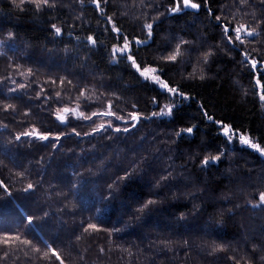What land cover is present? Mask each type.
Masks as SVG:
<instances>
[{
  "label": "trees",
  "instance_id": "1",
  "mask_svg": "<svg viewBox=\"0 0 264 264\" xmlns=\"http://www.w3.org/2000/svg\"><path fill=\"white\" fill-rule=\"evenodd\" d=\"M194 2L171 13L173 0H102L103 12L91 0H0V264H60L49 246L64 264H264V159L220 133L227 124L264 147V74L243 62L245 51L264 62V3ZM240 23L257 35L229 44L223 26ZM124 37L186 98L170 117L152 115L169 98L128 54L113 58ZM182 40V55L162 58ZM109 104L123 120L79 116ZM66 107L77 111L61 123ZM33 129L49 139L21 135Z\"/></svg>",
  "mask_w": 264,
  "mask_h": 264
},
{
  "label": "snow or ice",
  "instance_id": "2",
  "mask_svg": "<svg viewBox=\"0 0 264 264\" xmlns=\"http://www.w3.org/2000/svg\"><path fill=\"white\" fill-rule=\"evenodd\" d=\"M33 3H35L37 10H39L42 6H49L50 5V0H32ZM92 3H94L97 7V9H99L101 12H103V9L101 8V2L102 0H91ZM103 3H107V0H103ZM205 5L207 4V0H204ZM241 3L246 4L248 3V0H241ZM262 3H264V0H262ZM201 7V5L199 3L194 2V0H173V6L169 8V11L171 13H179L182 12L184 9H199ZM209 14L211 15V12L209 11ZM217 20H220V17H216ZM109 22H111V18H109ZM52 28L55 30V34L56 35H60L61 33V29L59 27H57L56 25H52ZM145 30L147 31L148 37L151 38L152 36V28L153 25L151 23H145L144 25ZM112 31L114 33L119 34L120 33V29L116 28L115 26H113ZM11 35V34H10ZM223 35L226 38L227 42L229 44H233L235 45L236 42H239L240 44H244L246 42V39L248 37H254L255 35H257L256 30L250 28V26L240 23L238 25H236L234 28H229L228 25H224L223 26ZM89 40V42H91L92 44H95L96 41L93 39L92 36H89L87 38ZM124 42L122 46H113L112 49V55L113 58L115 59L117 54L119 53L121 56H123L124 54H128L129 53V47H130V42L128 40L127 37L123 38ZM137 44H145L147 43L146 40H136L135 41ZM250 42V41H249ZM187 43L186 41H180V43H178L174 49V51L172 53H170L167 57H162L163 59L167 60V61H175L177 59L178 56L182 55L181 52V45ZM211 55V53H205L204 55V60L205 62L207 61L208 56ZM127 59L129 61H131L132 66L134 68H136L137 72L140 73V75L142 77H144L146 80L151 79L152 81H154L155 83H157L159 85V87L163 90H166L167 92L173 94V95H183V93H180L178 91L177 88L175 87H170L165 81L160 79L159 75H156L155 73L157 72V69L151 66L148 67H143L141 68L135 58L131 55L128 54L127 55ZM243 62L251 63V66L253 69L258 70L261 74H264V62L261 61H257L255 58L251 57L250 53H248L247 51H245L243 53ZM258 65H261V67L258 69ZM29 74H31V70H29ZM63 82V81H62ZM70 83V82H69ZM257 84H260L259 79L257 80ZM19 87L23 88L24 85H19ZM262 88H264V85H261ZM60 94L57 93V96H59ZM81 97L84 96V92L82 91L80 93ZM260 99L262 101H264V94H261ZM153 102L156 103V99L153 98ZM11 107V106H8ZM111 104L108 105V110L106 111H102V112H94L92 113L91 116H85L83 112L79 113V116L82 117L83 119L86 120H91L93 116H97V115H103V116H115V113H113L111 111ZM133 107H135V105H133ZM174 105L167 104L164 106V108H161V110L159 112H154L152 113L153 116H170L172 114V110H173ZM58 114H57V119L60 120L62 123L65 121V116L64 115H60L59 112L60 110L58 109ZM76 109H70V108H64L63 112L64 113H70V112H76ZM205 115H207V113H205ZM130 119L132 121H139V119L141 118L138 114L136 113H129ZM116 119L119 120H123L124 117L121 116H115ZM147 118V117H145ZM207 119L209 120H213L212 116H207ZM216 123H222L217 121ZM110 126V125H109ZM133 127H135V125H133ZM104 128V124H100L97 128L93 129V132H98L101 129ZM223 128V133L225 136L228 137L229 140L232 139L233 135L235 133L232 132V130L230 129V127L227 124H223L222 125ZM117 131H119L120 129H116ZM124 131H128V128H124ZM75 132V130H73ZM181 131L183 132H187L189 134H191L192 132V128H186V129H182ZM76 135H80L79 132L75 133ZM88 133H86L87 135ZM21 135L23 136H35L38 137L41 140H48L49 136L48 135H40L39 133L36 132L35 129H33V131L31 132H24L21 133ZM177 136L180 135V132L176 133ZM17 140L20 139V135H18L16 137ZM55 139L59 140L60 136H56ZM239 140L240 143L242 145H247L249 148H252L254 150H256L257 152H259L262 156H264V147H262L261 145H259L258 143L253 142L251 139H249L246 135H240L239 136ZM53 147H55V145H53ZM219 156H212V157H206L203 161L202 164L203 165H208L211 161H216L219 160ZM19 175H23L22 173ZM0 186H3L2 183H0ZM112 185H109V188H111ZM33 185L29 184L28 188L25 189V191L32 189ZM154 203V201H148V204H152ZM259 205H264V192H260L259 193ZM257 204H254L253 207H257L259 206ZM147 207V204L144 206ZM27 223L29 225H31L33 223V217H28L27 218ZM89 229L92 230H98L97 226L95 224H88V226L85 228V232H88ZM77 239H80V237H77ZM10 241H20L21 243H23L24 245H30L31 241L28 240H21L20 236L17 234L15 236H8L7 234L4 236L3 238V243L8 244ZM34 251H39V249H33ZM48 252L51 253L52 256L55 257L56 260H58L60 262V264H64V260L62 259L61 255L59 253H57L54 249H52L49 246V250ZM48 252L44 253L45 258L48 257Z\"/></svg>",
  "mask_w": 264,
  "mask_h": 264
},
{
  "label": "rangeland",
  "instance_id": "3",
  "mask_svg": "<svg viewBox=\"0 0 264 264\" xmlns=\"http://www.w3.org/2000/svg\"><path fill=\"white\" fill-rule=\"evenodd\" d=\"M188 9H191V8H188ZM117 55H120V54L118 53ZM139 74H140V73H139ZM155 74L158 75L157 72H156ZM140 76H141V75H140ZM141 78H142L143 80H146V79H145L144 77H142V76H141ZM146 81L151 82L152 84H154V85H155L160 91L164 92V93L168 96V98H169L168 102L165 103L161 108H164L165 105L170 104V103H171L172 105H174V107H175L179 102H181V101H186V98H185L183 95H173V94L167 92L166 90L161 89V88L159 87V85H158L157 83H155L154 81H152L151 79H148V80H146ZM258 86H259V84H258ZM174 107H173V108H174ZM160 110H161V109H160ZM69 114H72V112H70ZM158 117H159V116H158ZM160 117H166V118H168V117H170V116H160ZM232 132H233V131H232ZM220 133H221V135H222L224 138L227 139V141H228L230 144H234V143H235V144H238L239 146L249 148L247 145H242V144L240 143V140H239V136H240V134L233 132V133H235V134L233 135L232 139L229 140L228 137L224 135V133H223V128H222V130H221ZM248 138H249V137H248ZM249 139H250V138H249ZM249 149H251V150L254 151V152H257L256 150H254V149H252V148H249ZM257 153H258V155H259L261 158L264 159V156H262L259 152H257Z\"/></svg>",
  "mask_w": 264,
  "mask_h": 264
},
{
  "label": "water",
  "instance_id": "4",
  "mask_svg": "<svg viewBox=\"0 0 264 264\" xmlns=\"http://www.w3.org/2000/svg\"><path fill=\"white\" fill-rule=\"evenodd\" d=\"M137 44V43H136ZM144 45H146V44H137V46H144ZM72 113H74V112H72ZM60 115H64L65 117H66V115H68V113H64V112H62ZM76 115V114H75ZM137 121H135V123H136ZM62 123V122H61ZM64 123V122H63Z\"/></svg>",
  "mask_w": 264,
  "mask_h": 264
}]
</instances>
